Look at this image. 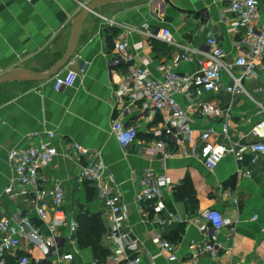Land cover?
Segmentation results:
<instances>
[{"label": "crops", "instance_id": "crops-1", "mask_svg": "<svg viewBox=\"0 0 264 264\" xmlns=\"http://www.w3.org/2000/svg\"><path fill=\"white\" fill-rule=\"evenodd\" d=\"M86 1L0 0V75L19 67L34 72L51 69L67 49L79 3ZM233 17L229 5L220 0H138L103 6L90 16L81 34L71 67L81 74L74 87L57 92L53 78L42 83L1 86L0 200L5 214L28 216L46 234L47 225L37 218L28 200L19 197L14 201L4 193L11 176L8 155L13 149H27L41 142L51 143L62 154L66 144L76 143L101 153V161L113 180L108 182L109 189L126 210L132 236L142 246V264H150L152 258L154 264H170L167 254L153 242L157 234L177 245L180 259H186L190 246L194 245L198 264H264V156L253 163L251 153L244 150L240 157L227 155L213 171L204 165L215 145L229 148L240 140L245 146L258 141L251 130L264 118L261 109L251 99L234 98L226 92L225 87L233 85L226 74L222 76L223 89L219 94L195 89L192 100L177 95L176 100L182 107H188L192 101H206L228 110V134H224L222 122L203 120L193 114L194 142H188V135L182 137L185 155L165 160L156 157L151 161L144 151L148 142L156 138L154 130L162 124V114L138 109L123 114L126 105L117 102L116 90L126 65L114 72L110 69L116 37L129 42L136 64L142 65L144 60L149 63L151 76L156 80L162 79L158 67L164 63L176 64L175 70L181 74L197 72L198 60L202 57L185 48L207 50L209 35L222 45L231 63L242 53L236 46L239 36L229 31L228 23ZM260 20L264 22V9ZM110 21L116 26L106 27ZM165 28L173 33L176 45L150 40L142 34ZM139 44L141 48L136 49L135 45ZM185 56L191 59L186 60ZM234 71L240 73L239 69ZM245 86L250 91L264 87L262 74L255 71L253 77L245 80ZM254 95L264 103V94ZM120 117L126 125H137L139 132L137 141L126 151L111 132L113 120ZM207 131L213 133L204 141ZM48 133L55 135L52 141ZM171 147L178 148L174 143ZM147 169L166 176L169 184L163 212L144 221L137 197L141 192L140 180ZM78 170L79 162L60 155L42 175L46 185L60 183L65 190L63 210L67 221L58 231L60 243L54 257L64 258L66 264H97L93 250L80 248L77 232L71 231L72 227L78 228L81 213L103 212L96 188L88 182H77ZM240 170L249 171L250 176H241ZM184 183L190 188L189 199L177 197L178 188ZM234 196H238L237 205L233 204ZM204 210L221 212L236 230L231 240L228 227L219 231L222 248L214 256L205 251L212 225L200 219ZM159 217L172 223L162 227ZM102 220L108 232L110 224L104 217ZM102 245L108 249L105 235ZM29 257L33 260L31 264L43 259L39 248H31ZM107 264H110L109 257Z\"/></svg>", "mask_w": 264, "mask_h": 264}, {"label": "built area", "instance_id": "built-area-1", "mask_svg": "<svg viewBox=\"0 0 264 264\" xmlns=\"http://www.w3.org/2000/svg\"><path fill=\"white\" fill-rule=\"evenodd\" d=\"M91 1L80 2L79 11ZM220 1L229 5L230 12L234 16L228 23L229 31L239 36L236 46L242 50V53L231 63L227 61L222 45L213 35H209L207 50L185 48L202 57L198 60L197 72L181 74L176 72V64L164 63L158 67L162 79L156 80L151 76L149 63L146 60L142 65L136 64L126 39L116 37L113 40L111 71L114 72L126 65L116 90L117 102L126 105L123 114L138 109L141 112L160 113L163 117L162 124L154 130L156 138L148 142L144 151L151 161L156 157L165 160L185 155L182 149V137L188 135V142H194V131L191 127L193 114L203 120L222 122L223 132L225 135L228 134L230 117L228 110L224 111L206 101L202 103L192 101L188 107H182L176 100V96L180 94L192 100V90L195 89H201L206 94H219L223 89V74L233 81L232 86L225 87L226 92L234 98L243 97L253 100L264 114V103L254 98V94H264V87L250 91L245 86V80L253 77L257 70L264 78V22L260 20L264 0ZM106 24V27L116 26V23L111 21ZM142 34L150 40L176 45L173 33L168 28L156 32H142ZM141 46L142 44L135 45V48L139 49ZM74 58L65 70L52 79L55 91L60 92L65 88L74 87L80 78L81 74L71 68L75 62ZM184 58L191 59L190 56ZM234 69H239L240 73H235ZM111 132L124 151L137 141L139 135L137 125H126L121 117L113 120ZM212 133V131L204 133L203 140H209ZM251 134L259 140L251 143L250 146H245L242 140L229 148L222 145L213 146L204 160L205 167L213 171L227 155L240 157L244 150L250 152L252 162L257 163L264 156V118L252 128ZM47 135L50 141L55 138L53 133ZM172 143L178 148H172ZM60 155L71 162H79L77 182L79 184L88 182L98 192L99 201L103 206L101 215L110 224V229L105 234L106 247L111 250L110 264H142V246L132 236L126 210L118 204L114 193L109 189L108 182L113 180L101 161V153L90 151L76 143H69L65 145L61 154L55 146L45 142L9 152L11 176L4 193L14 201L19 197L28 200L37 218L47 225L48 231L46 234L42 232L28 216L15 217L5 214L0 200V264H9V257L17 258L18 264H31L33 261L29 257L31 248H39L42 253L43 259H36V264H66L64 258L54 257L60 243L58 231L67 221L63 210L65 190L60 183L46 185L42 176L45 169ZM84 160L92 161L88 164L81 163ZM239 174L250 176L249 171L240 170ZM168 184L166 176L152 169L145 170L140 180L141 192L137 197V204L144 221L153 214L159 216L165 209L163 200ZM233 204H238V196L233 197ZM200 219L212 225V233L205 244V251L214 256L222 248L219 231L228 227V238L231 240L236 231L233 222L217 210H204L200 213ZM158 223L164 227L172 221L159 217ZM71 231L76 233L77 228L72 227ZM153 242L167 254L170 264H198L199 259L194 252V245L189 248L190 255L186 259H180L177 245L165 240L161 234H157ZM150 264H154L153 258Z\"/></svg>", "mask_w": 264, "mask_h": 264}, {"label": "water", "instance_id": "water-1", "mask_svg": "<svg viewBox=\"0 0 264 264\" xmlns=\"http://www.w3.org/2000/svg\"><path fill=\"white\" fill-rule=\"evenodd\" d=\"M135 1L138 0H92L74 17L71 24L70 38L67 49L63 57L51 69L44 72H34L26 68L19 67L0 75V87L15 83H42L50 81L58 73L65 70L75 57L79 47L81 34L90 16L97 14V10L103 6L119 3L126 4Z\"/></svg>", "mask_w": 264, "mask_h": 264}, {"label": "trees", "instance_id": "trees-1", "mask_svg": "<svg viewBox=\"0 0 264 264\" xmlns=\"http://www.w3.org/2000/svg\"><path fill=\"white\" fill-rule=\"evenodd\" d=\"M191 194L190 188L184 183L178 188V198L189 199ZM77 239L80 248H91L94 252L97 264H107L108 257L111 256V251L102 245L104 235L107 229L102 220L101 214L81 213L77 220ZM9 264H17L12 257L8 258Z\"/></svg>", "mask_w": 264, "mask_h": 264}, {"label": "rangeland", "instance_id": "rangeland-1", "mask_svg": "<svg viewBox=\"0 0 264 264\" xmlns=\"http://www.w3.org/2000/svg\"><path fill=\"white\" fill-rule=\"evenodd\" d=\"M108 27H113V26H108ZM245 99L249 101V99H247V98H245Z\"/></svg>", "mask_w": 264, "mask_h": 264}]
</instances>
